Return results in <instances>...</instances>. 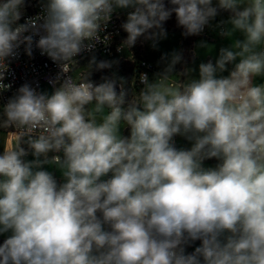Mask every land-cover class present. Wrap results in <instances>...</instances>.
Masks as SVG:
<instances>
[{
  "label": "clouds",
  "instance_id": "1",
  "mask_svg": "<svg viewBox=\"0 0 264 264\" xmlns=\"http://www.w3.org/2000/svg\"><path fill=\"white\" fill-rule=\"evenodd\" d=\"M39 4L20 23L27 0H0V93L21 46L59 68L50 92L24 83L0 104V264H264V0ZM121 13L118 52L156 49L173 15L184 37L228 43L196 67L162 54L139 91L115 72L96 82L118 61L76 58L108 46Z\"/></svg>",
  "mask_w": 264,
  "mask_h": 264
},
{
  "label": "built area",
  "instance_id": "2",
  "mask_svg": "<svg viewBox=\"0 0 264 264\" xmlns=\"http://www.w3.org/2000/svg\"><path fill=\"white\" fill-rule=\"evenodd\" d=\"M27 4L25 17L20 20V23H23L25 18L35 16L41 11L39 0H27ZM125 18V15L122 13L119 16H113L107 29V33L111 34L109 45L104 46L103 44H98L92 52H84L81 56L76 58L80 65L91 59L92 55H95L98 59L106 60L113 57L122 58L125 50L118 52L117 48L120 47L121 42L127 35L120 27ZM209 29L210 28H206L200 36L206 35ZM149 43H151V41H144L143 38H141L133 48L128 49L134 61L137 63V85L141 87L142 85H140L138 81L139 74L147 73L150 79L151 73L154 71V66L143 56V51ZM136 52L139 56H136ZM58 72L59 68L57 65L46 56L40 55L39 50H34L33 56L29 57L24 53L23 46H21L19 56L9 64V72L6 74L5 83L10 84L11 88L4 93H0V104L5 103L7 99L15 93L16 89L24 83H31L33 86L38 87V90H41L44 84L52 88L49 84V80L55 77ZM91 79L100 82L98 79H95L94 76H92Z\"/></svg>",
  "mask_w": 264,
  "mask_h": 264
},
{
  "label": "crops",
  "instance_id": "3",
  "mask_svg": "<svg viewBox=\"0 0 264 264\" xmlns=\"http://www.w3.org/2000/svg\"><path fill=\"white\" fill-rule=\"evenodd\" d=\"M228 17V13H221V15H219L216 18V21H213V25L218 22L220 19H227ZM167 32H176L180 35V40H178V44L175 47V51L180 52L181 51V47H185L184 43H183V37L182 34L179 31H171V30H167ZM200 41H205L209 44H214L216 42H220L219 46H225L228 42L224 39H222L221 37L218 36L217 32L214 31L212 28H210L208 30V32L206 33V35L204 36H200L198 37L195 41H193V46L192 48L187 49L184 48L185 50L181 51L182 53H185V57L186 60L185 62H187L188 65H193L192 62V52L193 50H195L198 53V49L200 48H196V45L198 42ZM159 44V43H158ZM182 45V46H181ZM180 46V47H179ZM151 47V43H149L146 48L143 51V56H145V58L154 66V71L151 73V78L154 75V73L158 72L161 70V68L163 67V65L160 63V61L157 59V49L152 48L151 50H149L148 48ZM158 47V46H157ZM100 60H106V59H100ZM107 60H116L118 61V64L114 65V70L112 69V72H115L118 76L124 77L125 79L131 81L134 77L137 78L136 76V67H137V63L134 61L130 51L128 49H125L122 58H118V57H113V58H109ZM183 65V64H182ZM81 67H86L87 65H85V62L83 64L80 65ZM184 66V65H183ZM183 66L177 65V71H180ZM132 67V70H131ZM227 73H225L226 75ZM98 72H94L93 76L95 79H98L97 76ZM110 75V74H108ZM100 81V80H99ZM141 86H138L136 83V90L139 91V88ZM127 134V133H125ZM11 138L7 135L6 132H4L3 130H0V151H2V147L5 144V142H10ZM176 140L178 142L179 137H176ZM215 164L214 160H209V161H205V166L206 165H210L213 166ZM4 237L0 236V241H3Z\"/></svg>",
  "mask_w": 264,
  "mask_h": 264
},
{
  "label": "rangeland",
  "instance_id": "4",
  "mask_svg": "<svg viewBox=\"0 0 264 264\" xmlns=\"http://www.w3.org/2000/svg\"><path fill=\"white\" fill-rule=\"evenodd\" d=\"M165 25H166L165 26L166 30L183 31V29H181V28L176 26V20H175L174 15L170 18V20L168 22L165 23ZM167 33H168L167 38L161 40L159 42V44H158V47L156 48L157 49L156 52H157V55H158L157 59L159 61H160V57H161L162 54H165V53H169L170 54L171 52H173L175 50L176 45L178 44V40H180V35L178 33H176V32H167ZM198 37H200V36H193L194 41ZM207 44L210 45V46H214L212 48L211 53L208 54L207 50L203 49V48L198 49L197 58L195 60V63L192 65V67L198 66V64L200 62H206L207 59H209V58H213L214 59L216 57V55H218V50L221 47V46H219L220 42H216L214 44H209V43H207ZM184 46L185 47H181V51L185 50L184 48H187V49L190 50V48H192V46H193V43H192V45L190 47L188 46V44H184ZM152 48L153 47L151 46L148 49L151 50ZM183 56H184V61H185L186 60V57H185L186 55H185L184 52H183ZM89 60L85 62V65H88ZM97 60L99 61L100 59L97 58ZM180 66H183V65L180 64ZM188 66H191V65H188ZM113 70H114V68H113ZM131 70H132V67H131ZM111 72H112V69L111 70H103V71L98 72V75H96V76H97L98 80H100V78L103 75L111 74ZM152 78H153V76H152ZM41 90H46V91L50 92L52 90V88H50L48 85L44 84L42 86ZM176 142H177V140H176ZM177 147H190V144L187 141H185L183 138L179 137V140L177 142ZM206 166H210V165H206ZM2 242H0V243H2ZM199 243H200L199 241L195 242L191 247H188L186 249V251H188V252L193 251L194 247L199 246Z\"/></svg>",
  "mask_w": 264,
  "mask_h": 264
},
{
  "label": "trees",
  "instance_id": "5",
  "mask_svg": "<svg viewBox=\"0 0 264 264\" xmlns=\"http://www.w3.org/2000/svg\"><path fill=\"white\" fill-rule=\"evenodd\" d=\"M175 17V16H174ZM181 34H182V31H179ZM182 37H183V43L184 44H188V46L190 47L191 45H192V41H194V38H193V36H191V37H184L183 35H182ZM138 53L136 52V56H139V55H137ZM0 242H2V241H0Z\"/></svg>",
  "mask_w": 264,
  "mask_h": 264
}]
</instances>
